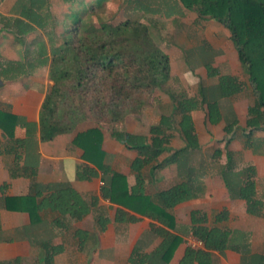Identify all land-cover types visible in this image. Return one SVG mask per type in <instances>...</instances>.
<instances>
[{
    "label": "crops",
    "instance_id": "1",
    "mask_svg": "<svg viewBox=\"0 0 264 264\" xmlns=\"http://www.w3.org/2000/svg\"><path fill=\"white\" fill-rule=\"evenodd\" d=\"M150 10L156 9L134 0H0L1 68L7 69V63L17 68L0 74V114L16 117L10 138L0 130V264L14 260L18 264H130L134 250L139 255L155 251L162 241L155 234L158 229L177 240L165 264H186L182 259L187 249L207 253L204 262L187 264H257L253 257L264 248V130L246 126L247 108L253 102L248 78L226 30L216 22L183 10L181 16L144 13ZM97 12L114 19L147 21L144 16L161 15L170 25V35L187 31L183 41L169 36L167 42L149 21L157 45L168 56L169 78L139 114L126 117L119 126L126 133L148 137L149 127L157 126L173 110L169 94L196 101L197 108L187 112L188 121H184L186 131L191 127L189 140L179 128L183 119L179 115L170 118L165 130L170 135L168 151L156 163L173 151L180 152L161 169L152 171L150 162L143 163L107 127L100 128L101 158H95L96 162L83 159V151L73 142L92 126L83 125L47 141L39 139L38 114L51 86L47 75L50 48L59 45L73 19ZM209 31L215 34L211 39ZM183 59L191 60V69ZM230 62L233 71H219L221 64ZM208 67L215 71L210 73ZM13 74L17 77L10 80ZM222 76L234 79L238 89L232 93L226 89L223 94ZM170 79L176 84L172 90L168 89ZM208 105H213L210 114ZM227 157L236 177L253 179L255 198L261 204L257 214H247L244 200L229 196L222 180ZM136 159L143 163L137 172L143 179L141 196L133 199L138 210L156 203V193L178 179L192 180V196L166 211L172 218L168 226L124 206L132 202L125 197L135 185L136 171L130 165ZM113 174L123 179L113 188L119 195L125 192L114 203L101 195ZM57 187H69L79 195L87 209L80 219L51 210L47 204L38 210L37 220L30 222L26 212L6 207V198L26 195L44 203ZM192 211L203 214L208 226L227 231L236 250H205L202 243L189 248L187 242L194 239L189 232Z\"/></svg>",
    "mask_w": 264,
    "mask_h": 264
},
{
    "label": "trees",
    "instance_id": "2",
    "mask_svg": "<svg viewBox=\"0 0 264 264\" xmlns=\"http://www.w3.org/2000/svg\"><path fill=\"white\" fill-rule=\"evenodd\" d=\"M136 4V0H134ZM177 9L193 12L199 19L212 20L223 27L228 34L236 59L248 78L253 102L247 108L246 126L253 130H264V0H169L162 14L167 17L177 15ZM148 14H160L156 10L144 11ZM94 14L77 16L64 29L58 46L50 48L48 78L52 84L44 96L38 114L40 141L51 140L54 136L68 133L87 125L91 128L78 133L73 142L83 151L82 158L96 162L101 158L99 151L100 128L107 124L110 135L121 142L126 149L135 151L143 163L150 162L151 170L163 168L172 163L180 150L173 151L164 161L156 159L168 151L170 135L165 132L171 117L180 116L183 123L179 126L189 140L184 121H188L187 112L195 110L197 103L193 99H180L169 94L174 104L168 118L161 117L157 126L149 127L148 137L133 135L119 128L128 116L139 114L149 102L153 93L162 90L169 78V59L160 49L152 35V24L145 19H107L95 18ZM0 71L14 72L16 67L7 63L8 68ZM13 65V66H12ZM207 71H215L208 67ZM13 74L10 80L16 78ZM231 77H219L223 94L235 92L238 88ZM209 114L213 105H208ZM16 117L0 114V130L7 138L12 136ZM190 125V123L188 124ZM227 132V129H226ZM15 144L20 141L13 140ZM140 159L132 161L130 167L136 171L135 185L125 198L132 202L124 203L143 215L168 226L172 218L166 211L192 196L193 183L190 177L180 178L166 189L156 193V203L147 204L144 210L134 207L133 199L141 196L139 188L143 179L137 174L143 165ZM229 158L222 172V180L230 197L240 198L246 204V213L255 215L261 207L255 198L254 181L241 178L231 172ZM123 182L121 176L113 174L109 187L101 191L103 198L118 202L119 195L113 186ZM56 190V191H55ZM44 203L36 202L35 195L10 197L5 199L6 207L17 212H26L30 222L37 220L36 214L44 205L60 214H66L75 220L80 219L87 209L81 198L69 187H57ZM134 207V208H133ZM149 208V210H148ZM189 232L199 240L205 250L222 251L232 247L227 231L208 226L205 217L198 211L189 215ZM155 234L162 238L161 243L150 254H138L133 251L130 264H165L176 243V238L158 229ZM207 258L203 251L187 249L182 261L200 263ZM257 264H264V248L260 255L253 257ZM14 260L12 264H18Z\"/></svg>",
    "mask_w": 264,
    "mask_h": 264
},
{
    "label": "rangeland",
    "instance_id": "3",
    "mask_svg": "<svg viewBox=\"0 0 264 264\" xmlns=\"http://www.w3.org/2000/svg\"><path fill=\"white\" fill-rule=\"evenodd\" d=\"M136 2L138 3V4H142L144 7H146V6H149L150 8H152V9H157V8H159V11H160V14H162V12H163V10H164V5L165 4H168L169 3V0H136ZM177 16H181V14H180V12H179V10L177 9ZM95 16V18H96V20L98 21L99 19H107L105 16H104V13H99V12H97L96 13V15H94ZM106 16L107 17H109V15H107L106 14ZM111 16V15H110ZM141 16H143L142 14H141ZM160 17H151V15H148V16H144V18H146V19H148L150 22H153V24H155V27L157 28V29H159V31H160V38H165L166 40H167V42L168 41H171L170 40V38L172 37V38H175V39H173V41H176V42H178V40H179V42L180 41H183V37L184 36H186L187 35V31L186 32H184V30H182V31H180L177 35H175V36H173V35H170L169 33H168V31H169V27H170V25H168V23H167V20H165L161 15H159ZM161 28V29H160ZM185 29V28H184ZM209 34H212V36H210L209 38L211 39L212 37H214L215 36V34H213V32L211 31H209ZM169 36H170V38H169ZM213 40V39H212ZM182 63L185 65V67H187L188 69H191V67H190V65H191V60H187V59H183V61H182ZM192 63H193V61H192ZM189 64V65H188ZM232 63L230 62V64L228 65V64H221L220 65V67H219V71H223V72H226V71H233L232 69V65H231ZM235 70L236 71H240V69H239V67L238 66H236L235 67ZM176 71H179L178 69L176 70ZM174 80L173 79H170L169 81H168V89L169 90H172L173 88H175L176 87V84H175V82H173ZM50 84H52V82H51V80H50ZM104 125V127L105 126H107V124H103Z\"/></svg>",
    "mask_w": 264,
    "mask_h": 264
},
{
    "label": "built area",
    "instance_id": "4",
    "mask_svg": "<svg viewBox=\"0 0 264 264\" xmlns=\"http://www.w3.org/2000/svg\"><path fill=\"white\" fill-rule=\"evenodd\" d=\"M187 245L189 248H194L197 245H201V242L195 238L194 239L192 238L191 240L187 242Z\"/></svg>",
    "mask_w": 264,
    "mask_h": 264
}]
</instances>
